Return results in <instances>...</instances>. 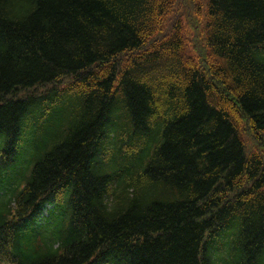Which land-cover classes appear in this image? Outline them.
<instances>
[{"label":"trees","instance_id":"1","mask_svg":"<svg viewBox=\"0 0 264 264\" xmlns=\"http://www.w3.org/2000/svg\"><path fill=\"white\" fill-rule=\"evenodd\" d=\"M0 264H264V0H0Z\"/></svg>","mask_w":264,"mask_h":264},{"label":"rangeland","instance_id":"2","mask_svg":"<svg viewBox=\"0 0 264 264\" xmlns=\"http://www.w3.org/2000/svg\"><path fill=\"white\" fill-rule=\"evenodd\" d=\"M187 10H188V13H187V16H185V17L188 18L190 21H192L193 18H194V15H195V13H194L195 9H191L190 8V9H187ZM197 17H200V16H197ZM179 20H180V18H179ZM189 20H184V18L181 17V21H184L185 25L187 27L185 33H186L187 39L190 42L189 43L190 47L194 46L195 41L197 43H199V45L201 46L203 44L202 34H200L198 32V27L194 28V27H190L189 26V24H190ZM194 21L199 22V18H196ZM168 35H170V34H166V35H164V37H169ZM251 137H252V135L250 134V132L249 131L246 132L245 138H246V141H247L246 145L248 146L247 147L248 148L247 151L249 153H251L252 151L255 152L256 149L258 148L257 145L254 143V140L251 139Z\"/></svg>","mask_w":264,"mask_h":264}]
</instances>
